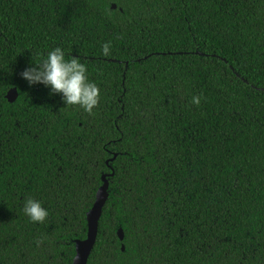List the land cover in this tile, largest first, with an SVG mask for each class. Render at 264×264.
<instances>
[{
    "label": "trees",
    "instance_id": "1",
    "mask_svg": "<svg viewBox=\"0 0 264 264\" xmlns=\"http://www.w3.org/2000/svg\"><path fill=\"white\" fill-rule=\"evenodd\" d=\"M57 46L91 114L21 77ZM111 168L87 264H264V0H0V264H72Z\"/></svg>",
    "mask_w": 264,
    "mask_h": 264
},
{
    "label": "clouds",
    "instance_id": "2",
    "mask_svg": "<svg viewBox=\"0 0 264 264\" xmlns=\"http://www.w3.org/2000/svg\"><path fill=\"white\" fill-rule=\"evenodd\" d=\"M111 42L102 45V54L108 56ZM29 85L40 83L48 87L51 93L61 94L66 105H76L88 113L98 105L100 94L97 84L90 81L87 75L86 66L79 58H65L63 49L55 47L46 54L39 63L26 67L21 73ZM201 96L193 95L191 103L199 105ZM23 213L32 222L43 223L48 217V209L42 206L41 201L34 198H27L23 204Z\"/></svg>",
    "mask_w": 264,
    "mask_h": 264
},
{
    "label": "water",
    "instance_id": "3",
    "mask_svg": "<svg viewBox=\"0 0 264 264\" xmlns=\"http://www.w3.org/2000/svg\"><path fill=\"white\" fill-rule=\"evenodd\" d=\"M112 8H117L115 3L112 4ZM120 10H122L120 8ZM6 97L10 102H14L18 97V90L16 87L11 88ZM116 157L114 155L113 159ZM112 159V160H113ZM111 167V166H110ZM110 174H104L102 176V185L97 190L95 201L92 207L86 213V220H87V235L84 239H76L75 240V256L73 259L72 264H87L89 257L94 249L98 230H99V221L102 216L103 207L106 204V201L109 196V186L110 182L108 177L114 175L113 168ZM118 235L120 240L124 239V232L122 228H119ZM125 249V246L122 245V250Z\"/></svg>",
    "mask_w": 264,
    "mask_h": 264
}]
</instances>
